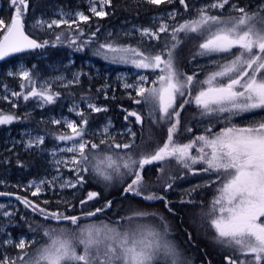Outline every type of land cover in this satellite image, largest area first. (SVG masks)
Segmentation results:
<instances>
[{"label": "snow or ice", "instance_id": "snow-or-ice-1", "mask_svg": "<svg viewBox=\"0 0 264 264\" xmlns=\"http://www.w3.org/2000/svg\"><path fill=\"white\" fill-rule=\"evenodd\" d=\"M112 2L89 0V11L92 16L103 18L109 14L105 8L111 7ZM144 2L157 8L178 3L184 12L193 9L194 14L181 22L177 19L182 17L179 8L168 11L157 18L155 29H138L142 39L135 47L119 43L112 33H108L104 42H99V28L81 40L85 35L81 24H87L90 19L84 12L61 13L60 19L50 21L36 19L32 27L44 31L64 25L67 34H57V42L66 38L77 51L96 43L95 54L113 64H131L137 69L152 71L159 69L160 74L151 82L153 87L145 86L148 83L145 75H140L135 83L125 81L123 87L134 90L135 97L129 93L134 103L148 105L147 118L153 124L168 125L166 140L162 145L155 141V146L148 149L143 139L137 144L136 132L127 127L129 139L118 141L111 131L114 126L110 120L100 130L99 138L95 139V132L91 136L89 134V119L84 111H76L77 106L74 105L69 111H76L80 120H64L65 127L70 131L56 137L59 141L70 142L69 146L59 149V152L70 155L55 161L56 165H63L69 175L66 177L57 167V174L50 180L31 182L29 187L35 188L31 195H38L44 185L75 189L92 178L101 179L107 184L119 177L120 183L124 185L123 195L139 197L148 202L162 201L165 208L173 212L170 207L172 202L166 198V194L173 189L178 177L170 175L167 180H163L160 187L164 194H159L153 190L154 185L145 179V166L160 164L158 171L164 174L166 168L175 162L193 175L215 174L216 180L211 183L220 181L217 188L219 194L211 201L204 216L214 232V243L225 252V264H264V0H257L255 4H241L240 0H205L198 7L188 0ZM10 3L15 15L7 25L0 19V60L15 53L44 48L50 43L48 40L38 41L26 34L28 0H10ZM180 33L186 36L195 33L203 38L198 45L200 51L197 55L218 54L222 57L224 62L214 61L217 70L211 72L204 81L194 84V75L184 76L177 71L175 54L180 44ZM161 34H166L167 38L162 40ZM144 37L157 43L145 47ZM8 75H18L27 82L21 84V88L29 87L27 93L13 91L11 95L17 99L23 97L27 101L34 97L52 104L60 95L54 93L47 82L39 89L35 87L33 76L28 70L21 69L18 73L9 71ZM79 82L80 74H74L64 87ZM157 84L158 87L155 86ZM197 85L200 86L199 91L193 96L192 89ZM186 95L192 99H183L179 109L194 103L201 110V116L215 117V122H222L223 127L214 131L215 122L210 120L204 134L195 136L187 143L177 142L175 137L180 132V111L177 110L176 101L177 97ZM2 99L9 101L7 95ZM81 99L85 100L91 112L108 111L91 99ZM9 102L13 108L16 107L15 102ZM125 111L126 121L134 117L135 123H143L145 116L141 113ZM235 117L242 118V126L233 122ZM18 119L15 113H4L0 109V125L12 124ZM52 123L61 124L62 121L53 119ZM186 131L191 132L192 129L189 127ZM44 142L43 136H37L30 139L26 147H39ZM197 164L202 167L195 169L193 166ZM156 179L159 182L162 176ZM199 187L201 185L194 186L185 195L191 197V193ZM4 195L11 194L0 192V196ZM99 195L96 191H90L87 199L79 203L86 205ZM16 199L26 208L38 212L43 220L55 222L56 226L29 224L33 236L20 237L15 242L9 238L11 233H7L6 238L0 240V264H195L170 239L171 229L167 218L156 212L136 206L129 215L116 220L82 225V220L111 209L113 201L108 200L103 207L94 210L70 215L60 211L49 212L27 197L17 195ZM180 203L195 201L182 198ZM0 210V216L13 215L4 209V205H0ZM148 218L156 223H148ZM65 222L74 226V229L62 226ZM187 236V242L194 245L192 234L188 233ZM9 248L15 249V254L9 252Z\"/></svg>", "mask_w": 264, "mask_h": 264}, {"label": "trees", "instance_id": "trees-1", "mask_svg": "<svg viewBox=\"0 0 264 264\" xmlns=\"http://www.w3.org/2000/svg\"><path fill=\"white\" fill-rule=\"evenodd\" d=\"M88 1L89 0H28V11L25 16V31L34 38L38 39V41L48 40L50 43L48 46L40 49H35L33 51H29L13 58H10L2 63H0V96L2 94L1 88L9 81L11 86H18V81L16 78L9 76L8 72H15L16 70V63L18 61L22 62L23 65L29 69L33 78L39 75L42 77H50L57 72H59L61 67L64 64H68V61L73 58L76 63H82L83 61H91L94 60L92 56H96V43H93L89 46L84 47L82 51H77L75 46H70L68 39L62 38L60 42H57L55 37L57 34L61 32H65L67 34L66 26H62L55 30L44 31L41 32L39 30L32 29L28 22L34 20L38 17H51L59 7L67 10H80L87 14L88 16ZM188 2L192 5H196L197 7L204 3L205 0H188ZM257 0H240L241 4H248L252 3L255 4ZM174 8H179L182 17H178L177 19L182 22V19L189 18L194 14V10L190 9L188 12H184L182 6L178 3L170 4V5H161L157 8L154 5H150L144 2V0H113L111 7H106L105 11L109 14L103 18L101 17H93L90 15V19L87 24H81V28L84 30V37H81V40L86 39L91 32H95L97 28H99V32L97 33V39L99 42L105 41L104 33L114 30L122 23L129 22L133 24H138L140 26H151L152 17L158 15L163 12L171 11ZM15 15L14 9L11 6L10 0H0V19H3L5 22H8L12 16ZM104 36V37H103ZM165 35H162V39H164ZM1 38V36H0ZM119 42V41H118ZM162 42V41H161ZM79 43V41H78ZM54 45V46H53ZM147 47V46H145ZM98 57V55H97ZM103 58H99L98 60H94L95 63L99 65H103L108 63V60H102ZM18 64V63H17ZM81 68V67H80ZM87 67L86 69H89ZM190 72V71H189ZM21 82V81H20ZM102 81L98 78H94L88 80L84 74L80 79V82L75 85L74 87H67V88H57L53 87L52 91L58 92L60 95L56 98V100H74V101H85L81 99L82 97L86 99H93L99 98L98 103L103 107H106L108 111L100 112L92 117H99V116H109L116 124H122L124 121L125 115L127 114L125 109L128 111H137L145 116V119L140 126L135 123V118L130 117L132 123L135 124L133 127L136 130V142L140 144L143 141L146 142V147H149L153 144L151 141L150 132L151 129L149 126V118H147V110L144 108V103L136 104L133 102L132 99L129 98V93L135 97V93L133 92H126L122 90L120 86L107 88L103 92L104 94H96L95 89L97 86H100ZM29 88L25 87L23 93H27ZM107 96V99L105 98ZM22 101L23 97L20 98ZM136 99H140L136 97ZM61 102L57 101V103L53 106L56 108L59 106ZM0 109L4 111V113H15L18 120L14 121L12 124L8 125H0V192H11L15 193L21 197H29L31 195V188H24V184L28 183L30 180H39L43 177L50 175V167L46 165V157H43L39 151L35 148H25L23 145H17L15 142L11 140V137L14 136L15 131L20 127V125L27 126L30 125L37 129L38 131H43L47 133L46 141L44 142L42 148H48L52 146V140L48 137V134L51 133V129L48 125L42 122H38V113H28V115H23V111L21 107L18 106L17 108H11L10 104H7L0 98ZM22 117H24L23 120ZM101 118V117H100ZM193 130L196 132L189 134L184 140L180 137L176 139L179 143H187L190 140L194 139L195 136H198L195 133H200L201 131L197 130L196 125L193 124ZM9 133V136H6V133ZM147 134V135H146ZM165 140H163L164 142ZM183 141V142H182ZM162 142V144H163ZM155 143V142H154ZM198 147V145H197ZM193 154H196L195 148L193 149ZM171 165L179 166L173 162ZM194 166H202L201 164H197ZM178 172V171H177ZM178 176L177 181L180 180L181 175L187 176V180L185 184L181 187V192H177L175 188L170 190L169 194H167V199L171 201L170 207L173 209V212H169L173 217L177 219L178 222L181 223L180 228L183 229L186 240H188V233L192 234V239L195 242L194 245L189 244L190 249L194 252V254L189 255V257L195 262V264H225L223 260V255L225 254L224 250L219 246H215L212 244H206L201 242L198 239V235H196L195 227L187 224V218L183 217L179 212V206L177 203L180 204L182 197L185 196L186 198V191L192 189L196 185H204L210 184L214 181V174L208 173H198L193 175L187 170H179V173H176ZM201 176V177H198ZM185 178V177H184ZM145 179H151L148 171H145ZM212 184V183H211ZM175 186L177 184L175 183ZM174 186V187H175ZM199 187L197 191L192 192L194 194L198 192L199 194ZM87 190H96L100 194L99 197L94 201H88L86 205H81L79 203L80 200H86L81 196V194L74 196L72 200L64 205H55L49 204L47 206L48 210L52 211H60L64 212L65 214H75L78 215L82 211H90L94 210L98 207L103 201L111 200L113 201V205L111 209L106 210L104 213H100V215L105 216L104 218L112 219L117 217V211L115 215H113V207L115 204L118 203L125 195L122 194L121 191H117L114 194L104 195L103 192L94 187L90 186L87 183L84 184V191ZM86 193V192H85ZM129 196V195H128ZM120 197V198H119ZM188 199V198H187ZM36 201V199H33ZM41 201V199H40ZM71 205V207L69 206ZM165 207V206H164ZM166 209V208H165ZM174 213V214H173ZM101 218L99 214L96 217H91L90 219ZM24 234L28 237H32L33 233L29 229V224L33 223H46L48 221L38 220V217L31 213L29 210L26 211L24 215ZM264 219V218H262ZM16 217L13 219L14 223H17ZM2 223L6 220L1 218ZM12 221V223H13ZM49 223V222H48ZM7 230L4 232L12 233L11 237H14L15 234L13 229H18V226L12 227L11 222L9 223ZM210 227V226H209ZM189 230V231H188ZM12 231V232H11ZM22 235V236H23ZM213 244L214 241L212 240ZM9 252L15 254L14 249L9 248Z\"/></svg>", "mask_w": 264, "mask_h": 264}, {"label": "rangeland", "instance_id": "rangeland-1", "mask_svg": "<svg viewBox=\"0 0 264 264\" xmlns=\"http://www.w3.org/2000/svg\"><path fill=\"white\" fill-rule=\"evenodd\" d=\"M203 4V3H202ZM88 11H89V1H88ZM201 5V4H200ZM199 5V6H200ZM99 9V5H97ZM76 12H82L80 10H65L61 7L57 9V11L51 16V17H38L36 19H43V20H52V19H60L61 18V13H72L75 14ZM168 12V11H167ZM167 12L160 13L158 15H155L152 17L151 20V26H140L138 24H133L129 22L122 23L120 26L115 28L114 30L108 31L104 33V38L108 36V33H112L113 37H116L119 41V43L126 44V45H132L133 47L137 46V44L141 41L142 37L140 36V32L138 29L142 28H153L158 24V17L165 15ZM89 14L92 15L89 11ZM87 15V14H85ZM89 15V16H90ZM95 17V16H93ZM34 19V20H36ZM11 20V19H10ZM10 20L8 22H5V24H9ZM31 20L28 22L29 26L32 29L39 30L38 28L32 27L33 21ZM169 23H176L174 21H169ZM64 25H61V27ZM60 28V27H59ZM66 28V27H64ZM57 29L56 27H53L52 29H47L44 31H50V30H55ZM41 31V30H39ZM41 31V32H44ZM127 33V35H125ZM163 35V34H161ZM165 37L167 38L166 34H164ZM2 37V36H1ZM178 39L180 40L179 47L176 49V59H175V66L178 72L183 73L184 76L188 75H194V84L198 81H204L211 72L216 71V63H223V59L220 55L218 54H213L211 56L209 55H197V53L200 51L198 45L203 41V38L195 33L188 34L187 36L184 33H180L178 36ZM144 40V46H149V45H154L157 42L156 41H149L147 37L143 38ZM163 40V39H162ZM102 58V56L97 55L92 58L94 60H98L99 58ZM94 60L91 61H83L82 63H76L73 58H71L68 61V64H64L59 72L56 74L50 76V77H42L41 75L34 77L35 81V87L38 89L41 86L45 85V82H47V86L51 87H57V88H67L64 87V85L67 83L68 80H71L73 78L74 74H80V79L81 77L84 76L88 79H94L98 78L100 81H102V84L100 86H97L95 89L96 94H104L103 92L107 88H114L117 86H120L122 90H125L126 92H134L133 89H125L123 87V83L127 81L128 83H135L140 75H145L148 77V83L145 85L146 87H153V84L151 83L153 80H156L157 76L160 74L159 69L152 71L150 69H137L131 64H113L108 60V63H105L103 65H99L98 63L96 64ZM103 60V59H102ZM105 60V59H104ZM214 61L216 63H214ZM18 63V64H17ZM16 63V70L13 73H18L21 71V69L28 70L22 62L18 61ZM81 67V68H80ZM87 67H90L89 69H86ZM190 71V72H189ZM30 72V71H29ZM31 73V72H30ZM12 77L16 78L18 81V86H11L9 81H6V83L2 86L1 91L2 94L0 98L2 99L3 96L7 95L9 97V101H13L16 103V107L18 106L21 107V110L23 111V115H28V113H38V122H42L45 124H50L48 125L51 129V133L48 134V137L50 140H52V146L48 148H42L43 145H40L39 147H33L37 149L43 155V157H46V165L50 167V175L43 177L39 180H30L28 183L24 184V188H31V193L35 191L34 187H29L31 182L35 181L39 183V181L43 179H51L52 176L56 175V168L60 167L61 171L64 172V175L67 177L69 173L67 172V169L64 168L63 165H56L55 161L57 159L61 158H66L70 154L66 153H61L59 152V149L62 147H67L69 146L70 142H62L59 141L56 137L60 134H63L68 130L65 125H64V120H75L79 121L80 117L76 115V111H84L86 117L89 119V134L91 136V133L95 132L96 137H93L95 139L99 138L100 135V130L103 128L105 124L110 120L112 125L114 126L112 128V133L113 135L117 136L118 141H123L129 139L127 135V127H130L132 131L136 132L134 130L135 124L132 123L131 119L128 121H124L122 124H116L112 118L109 116H99V117H92L93 115H96L98 113L96 112H91L90 109L87 108V104L85 101H74V100H55V103L52 104H46L43 101H41L39 98H34L30 97L27 101L24 99L20 101L22 97L17 99L16 97H13L11 93L13 91L15 92H23L25 88H21V84H27V82L22 81L18 75H13ZM63 77V79H59ZM21 81V82H20ZM77 84H72L68 87H74ZM158 87V84L155 85ZM28 86H26L27 88ZM199 85L193 87L192 92L193 96L195 95L196 92L199 91ZM206 87V85H204ZM29 88V87H28ZM100 90V91H98ZM183 99H192V97H188L187 95L183 98L177 97L176 101V106L177 110L180 111V132L177 134L175 139L178 138H186L189 134L192 133L193 131V124L196 125L197 130L201 131L200 133H195L197 135L204 134L205 128L209 125V121L212 120L213 122L216 121L215 117H203L201 116V110L196 107L194 103H188L184 105L183 109H179L180 103H182ZM3 100V99H2ZM99 98H93L92 102L97 104V106H101L98 103ZM9 101H5V103L10 104V107H12V104ZM57 101H60L61 103L59 106L54 108L53 106L57 103ZM76 105V111H69L70 108H73V106ZM144 108L148 112V105L144 103ZM100 113V112H99ZM226 115V114H225ZM101 117V118H100ZM24 117H22L21 120H23ZM61 120V124H53L52 120ZM149 128L151 129L150 136H148L153 144L149 147L148 149H152L155 146V141H159L162 145L163 140H166V135H167V124H162V125H156L152 123V120L149 119ZM219 126L222 127L223 123L222 122H215ZM140 126V124H138ZM191 128V132H187V128ZM196 132V131H194ZM193 132V133H194ZM123 134V135H117V134ZM147 135V134H146ZM6 136H9V133H6ZM37 136H43L44 140L46 141L47 133H44L43 131H38L34 127L27 125L24 126L20 125V127L15 131L14 136L11 137V140L15 142L17 145H23L26 148V145L30 139H34ZM183 142V141H182ZM185 142V141H184ZM30 149V148H29ZM55 153V155L53 154ZM106 154H111V153H106ZM115 158V157H114ZM195 169H199L202 166H193ZM179 170H183L180 166H174L171 165L170 167L166 168V171L164 174H161L159 171L154 177V179H148L154 187L153 190L157 191L159 194H164L162 188L160 187V184L163 183V180H167L170 175H177L176 173H179ZM178 171V172H177ZM162 176V180L157 182V177ZM178 177V176H177ZM185 177V178H184ZM198 177H201L198 175ZM214 181L216 180V176L214 174ZM147 180V179H146ZM187 180V176L181 175L180 180L177 181L175 180V183L177 186H174L175 190L177 192H181V187L183 184H185ZM94 186L98 189H100L104 195L108 194H114L117 191L122 192V188L124 185L120 183L119 177H115L114 180L111 183H105L101 179L97 178H92L87 182V185ZM211 184V183H210ZM179 186V187H178ZM220 186V181H216L215 183H212L211 186H203L199 190V194L197 192L194 194H191V197L185 196L182 197L183 199L187 200L192 199L195 201V203H184V204H179V210L178 212L183 216L187 218V224L194 226L196 231V235H198V239L206 244H212L217 246L216 244H213L212 242V237L214 235V232L211 230L209 227V224L207 223V220L204 216V213L208 211V209L211 206V201L214 199L215 196H217L219 193L217 192V188ZM172 190V189H171ZM90 191H96V190H89ZM86 192V193H85ZM98 192V191H96ZM170 190H168L167 194H169ZM81 194L82 197L87 198V190L84 191V185L82 187H77L75 189L71 188H65L61 189L58 185L55 187H50L47 185L42 186V191L36 195L35 197H38L41 199V204L43 206H49V204H55V205H64L67 204L65 202H70L74 196H77ZM166 194V197H167ZM33 196V195H32ZM120 198V197H119ZM44 201H48V203H44ZM10 202V201H8ZM7 203V202H6ZM106 203V200L103 201L98 207H103L104 204ZM4 204V203H2ZM9 206H13L16 209L17 206H14L12 202L10 204H6ZM136 206H139L140 208H143L149 212H156L159 215H162L167 218V221L169 222L170 229H171V235L170 239H173L177 245L180 246V248L186 253L187 256L194 254V252L190 249L189 244L187 243L184 231L182 228H180L181 223L177 221L175 217H173L170 213H168L167 209L164 207V203L162 201H143L139 197H133L131 195H127L123 197L121 200L118 201L117 204H115L113 207L115 210H113V215H115V212L117 211V217L116 218H104L105 216H102L99 214L101 218H95V219H88V220H82L81 224L82 225H87L89 223H99L100 221H105V222H110L112 220H116L118 217L121 216H126L129 215L132 208H135ZM48 210V209H46ZM9 212L13 213L11 217H3L0 216L3 220H6L5 223H2L0 221V230H5L8 226H10V222L12 225V220L14 219L15 213L13 209H10ZM12 219V220H11ZM25 221V219H24ZM148 223H156L155 220L152 218H148ZM44 226H48L51 224L52 226H56L55 222L49 221L46 223H40ZM62 226H67L69 229H74V226L67 224L65 222V225ZM189 231V230H188ZM21 237H26V235H23ZM13 239L12 237H9ZM20 238V237H19ZM18 238V239H19ZM39 238V237H38ZM17 239V240H18ZM14 240V239H13Z\"/></svg>", "mask_w": 264, "mask_h": 264}, {"label": "flooded vegetation", "instance_id": "flooded-vegetation-1", "mask_svg": "<svg viewBox=\"0 0 264 264\" xmlns=\"http://www.w3.org/2000/svg\"><path fill=\"white\" fill-rule=\"evenodd\" d=\"M233 122L234 123H237V124H240L241 126L243 125L244 121L242 120L241 117H235L233 119ZM219 125L217 123H215V128H214V131H219L220 130V127H218ZM223 127V126H222ZM195 130H193L194 132ZM185 141V138L183 139ZM161 165L160 164H154V165H147L145 166L146 170L148 171L149 175L151 176V179H154V177L156 176V174L158 173V169ZM30 201H32L33 203L39 205V207L41 208H45L47 209V206H43L40 202V198L38 197H35V196H29L27 197ZM33 199H36V201H34ZM10 204V202L13 203L14 206H17L18 209H16L15 207L13 206H9V205H6L7 203ZM8 202L7 200H2L0 198V205H4V209H6L7 211H9L10 209H13L14 210V213H15V216H16V221L17 223H12V227H15V226H18V229L16 230L15 228L13 229V232L15 234L14 237H12L14 239V242L17 241V239L19 237H21L25 232H24V215L26 213L27 210H29L31 213H33L34 215H36L38 217V220H43L42 216L38 213V212H33L31 208H26L20 201H10ZM4 203V204H2ZM108 210V209H107ZM2 211V210H0ZM49 212H52V210H47ZM15 218V217H14ZM45 221V220H44ZM6 222V221H5ZM3 222V223H5ZM49 222V221H48ZM52 222V221H51ZM8 228V227H7ZM7 228L5 230H7ZM12 232V231H11ZM9 233L8 231L7 232H4V230H0V240H3L4 238H6V234ZM12 234V233H11ZM13 236V235H11ZM15 250V249H14Z\"/></svg>", "mask_w": 264, "mask_h": 264}, {"label": "water", "instance_id": "water-1", "mask_svg": "<svg viewBox=\"0 0 264 264\" xmlns=\"http://www.w3.org/2000/svg\"><path fill=\"white\" fill-rule=\"evenodd\" d=\"M25 32H26V31H25ZM26 34H28V33L26 32ZM31 37L34 38L33 36H31ZM1 38H2V37H1ZM34 50H35V49H34ZM29 51H33V50H28V51H25V52H22V53H15V54H13V55H11V56H9V57L4 58L3 60H0V63L4 62V61H6V60H8V59H10V58H13V57H15V56H18V55H20V54H23V53L29 52ZM4 193H10L11 195L0 196L1 199L19 201V200L16 199L17 194H15V193H11V192H4Z\"/></svg>", "mask_w": 264, "mask_h": 264}]
</instances>
